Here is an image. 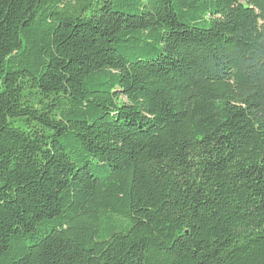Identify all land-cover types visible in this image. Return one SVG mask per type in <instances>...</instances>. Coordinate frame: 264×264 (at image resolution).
Listing matches in <instances>:
<instances>
[{"label": "trees", "instance_id": "16d2710c", "mask_svg": "<svg viewBox=\"0 0 264 264\" xmlns=\"http://www.w3.org/2000/svg\"><path fill=\"white\" fill-rule=\"evenodd\" d=\"M0 264H264V0H0Z\"/></svg>", "mask_w": 264, "mask_h": 264}]
</instances>
